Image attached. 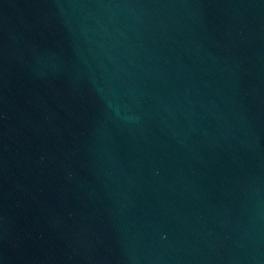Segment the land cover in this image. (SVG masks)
Here are the masks:
<instances>
[{"label":"water","instance_id":"1","mask_svg":"<svg viewBox=\"0 0 264 264\" xmlns=\"http://www.w3.org/2000/svg\"><path fill=\"white\" fill-rule=\"evenodd\" d=\"M0 264H264V0H0Z\"/></svg>","mask_w":264,"mask_h":264}]
</instances>
